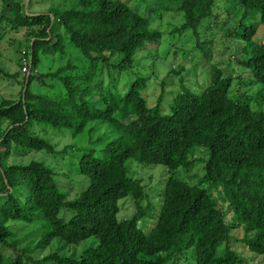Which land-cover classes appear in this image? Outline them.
<instances>
[{
    "label": "trees",
    "instance_id": "trees-1",
    "mask_svg": "<svg viewBox=\"0 0 264 264\" xmlns=\"http://www.w3.org/2000/svg\"><path fill=\"white\" fill-rule=\"evenodd\" d=\"M1 1L0 34L9 28L24 32L20 67L27 71L19 97L0 101V264H167L184 250L193 251L195 264H264V0H140L134 5L129 0H75L72 8L32 16L26 0ZM222 4L231 16L235 13L228 5L242 12L232 37L246 43L238 64L253 78L242 80L244 84L260 85L258 108L251 105L254 99L234 95L233 77L226 78L218 64L205 69L208 82L201 94L191 92L182 76L170 114L160 112L163 82L155 107H148L142 95L148 77L136 78L125 93L119 91L124 71L132 68L139 52L160 46L164 35L153 29V22L169 14L170 19L180 18L175 36L193 32L197 51L206 55L207 40L224 24L217 20ZM65 37L87 59V70L70 61L55 72L40 73L41 54L64 55ZM186 70L184 64L172 68L177 75ZM18 75L0 63V78ZM56 81L63 94L49 92ZM37 85L46 90L35 89ZM117 112L122 116L116 117ZM130 114L135 119H121ZM95 120L110 123L116 138L102 157L95 158L92 151L83 155L80 172L89 186L77 199L67 200L54 170L43 161L9 163L13 155L31 152L66 154L68 148L57 152L38 136L35 125L77 136ZM195 147L207 149L208 158L193 159ZM130 159L168 169L157 203L143 181L130 176ZM199 161L205 175L196 184L185 181L182 173L194 171ZM213 193L219 194L217 199ZM128 197L134 207L131 216L123 212L128 202L119 206ZM220 202L227 204L226 211ZM63 208L73 211L68 220L60 217ZM43 219L47 233L20 248L8 222ZM147 221L153 222L149 231L141 226ZM91 238L95 243L80 257H64L60 247L34 258L56 239L79 245Z\"/></svg>",
    "mask_w": 264,
    "mask_h": 264
},
{
    "label": "rangeland",
    "instance_id": "rangeland-1",
    "mask_svg": "<svg viewBox=\"0 0 264 264\" xmlns=\"http://www.w3.org/2000/svg\"><path fill=\"white\" fill-rule=\"evenodd\" d=\"M10 1L12 2L13 0ZM137 1L140 2V0H129V3L130 5H134ZM76 3L77 1L75 0H26L25 9L27 10V14L32 16L46 14L52 8H59L61 10L72 8ZM2 8L3 4L0 0V13ZM227 8L231 10V13L235 14L232 16L228 14L224 4L218 7L217 20L219 22L224 21V24L220 22L223 24L222 29L218 30V34L212 41H209V39L207 40L205 44V47L208 49L206 55L197 51L199 48L196 46L197 39L193 32L187 33L183 37L178 35L175 36L173 33L174 24L180 22V18H176L175 20L170 19L172 14H169L168 17L153 22L151 25L153 29H159L164 35L160 46L155 49L151 47L146 48L139 52L132 68L124 71L118 85L119 91L125 93L129 90L136 78L141 76L148 77L147 87L142 91V95L146 99L148 107H155L161 94L163 82L165 84V94L164 100L160 104V112L164 115L170 114V104L174 96L182 89V76L185 79L184 85L191 92L201 94L202 90L205 88L203 86L207 85L208 82V71H205V69H209L212 64H218L219 68L224 71V76L226 78L233 77L232 92L234 95H246L254 99L251 105L253 108H258L255 99L258 98L260 85L244 84L242 80H249L248 82H251L253 78L248 70L238 64V61L244 57L243 49L246 43L232 37L233 32L238 26V21L242 12L236 5H228ZM140 12H143L142 7L140 8ZM251 20L254 22V18ZM214 27L215 26H212L211 28L213 29ZM263 29L264 28H261V30ZM0 35L3 36H0V63L11 75L16 73L20 75H18L19 77L17 79L0 78V101H2L4 97L6 99H16L20 95L24 74L23 68L20 67L22 56L19 49H25L27 42L26 39L23 38L24 32L15 31L10 28L4 34ZM185 37H187V40H185ZM205 39L204 37L203 40ZM63 43L66 52L64 55L62 53H58L55 56L41 54V62L38 68L40 73L55 72L59 67L66 65L70 61L76 66L78 65L80 71L83 72L87 70L89 65L87 59L81 55L79 50L74 47L66 37ZM194 49L196 51L193 52ZM176 51L179 52L178 56H175ZM185 53L189 56H185ZM181 64H184V69H187L183 75H177L172 72V68L178 70ZM61 86L62 85L56 81L54 82V88L49 92H60L63 94L64 92ZM35 89L41 92L46 90L44 88L40 89L38 85ZM89 98H93L95 101L98 97L94 98L92 96ZM115 116L121 117L122 115L120 112H117ZM121 119L124 121L128 119L133 120L135 116L132 114L125 115ZM33 131L41 138L47 139L55 145L57 152H61L63 149L68 148L66 154L63 156L58 154L54 156L47 155L45 152H31L24 157L13 155L9 163L27 164L32 160L43 161L54 170V179L59 185L60 191L67 194L68 201L77 199L89 186V179L80 172V164L83 155L92 151L95 158L102 157V151L107 143L116 138L113 126L101 120L90 122L85 131L77 136L73 135L69 130L53 129L43 124L35 125ZM192 158L206 160L208 158L207 149L195 147L192 151ZM127 166L130 176L141 179L143 184L147 187L153 202L157 203L159 200V193L157 190L164 189L165 180L169 175L167 172L168 169L163 165H142L134 159L128 160ZM204 175V166L200 164L199 161L195 170L190 173L183 172L182 178L191 184H196L199 178ZM196 176L198 178H196ZM213 195L216 199L219 196L217 193H213ZM131 199L130 197L122 199L119 202L120 208ZM127 207H129V209H127ZM220 208L226 211L227 204L220 202ZM133 209L134 207L131 208V204L128 202L124 207V215L128 214V216H131ZM72 213L73 211L63 208L60 217L68 220L72 216ZM124 215L122 211H120L119 217L124 218ZM43 220L36 221L32 224L21 221H9L7 225L15 232L16 236L14 239L21 241L19 247L22 248L24 246V241H33L47 233V224L45 220ZM141 226L144 230L149 231L153 226V222H142ZM235 231H233V234ZM94 241L95 239L91 238L79 245H66L63 241L56 239L47 250L35 253L34 258L40 260L46 257L50 252H56L60 247V255L64 257L72 255L80 257L85 250L95 243ZM237 249L240 250V247H237ZM243 255L245 257H251V253L248 252ZM174 261L177 264H195L193 251L184 250L179 254L178 258L173 257L167 264H172Z\"/></svg>",
    "mask_w": 264,
    "mask_h": 264
},
{
    "label": "built area",
    "instance_id": "built-area-1",
    "mask_svg": "<svg viewBox=\"0 0 264 264\" xmlns=\"http://www.w3.org/2000/svg\"><path fill=\"white\" fill-rule=\"evenodd\" d=\"M23 70H24V72H26L27 71V68H24Z\"/></svg>",
    "mask_w": 264,
    "mask_h": 264
}]
</instances>
